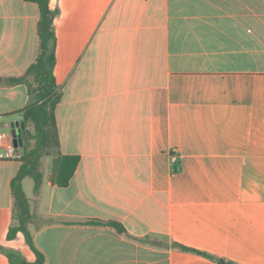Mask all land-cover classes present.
<instances>
[{"label": "crops", "instance_id": "0c3cea01", "mask_svg": "<svg viewBox=\"0 0 264 264\" xmlns=\"http://www.w3.org/2000/svg\"><path fill=\"white\" fill-rule=\"evenodd\" d=\"M50 7L60 147L37 192L22 182L45 264H264V0ZM39 20L37 4L0 0V132L24 124L29 88L9 80L36 62ZM61 155L80 157L67 187ZM19 158L0 161V264L36 261L21 233L8 240Z\"/></svg>", "mask_w": 264, "mask_h": 264}, {"label": "trees", "instance_id": "16d2710c", "mask_svg": "<svg viewBox=\"0 0 264 264\" xmlns=\"http://www.w3.org/2000/svg\"><path fill=\"white\" fill-rule=\"evenodd\" d=\"M35 3L40 10L38 24L39 56L21 78L10 79L12 84L24 83L29 88L31 103L23 113L24 130L22 138L23 154L19 158L21 168L12 180L11 190L14 197L13 225L8 233V240H14L18 234L24 236L26 245L35 253L36 261L29 262L19 252L7 251L10 264H45L44 255L36 248L33 235L29 230L32 222L29 200L23 190L22 182L26 177L34 180L37 192L43 181L41 170L42 159L58 153L60 142L56 124L55 109L61 101V93L54 76L56 35L54 20L58 16L57 9H51V0H24ZM33 143V144H32ZM80 163V157L75 155H61L57 161L53 182L58 187H67ZM86 225H107L114 227L118 232L124 233L125 228L117 223H104L100 221L87 222ZM175 248L186 252H195L206 255L185 246L174 244Z\"/></svg>", "mask_w": 264, "mask_h": 264}, {"label": "built area", "instance_id": "2783aa9c", "mask_svg": "<svg viewBox=\"0 0 264 264\" xmlns=\"http://www.w3.org/2000/svg\"><path fill=\"white\" fill-rule=\"evenodd\" d=\"M11 130L9 132H0V161L13 160L20 156V148L15 147ZM172 158L175 161L177 154H174Z\"/></svg>", "mask_w": 264, "mask_h": 264}, {"label": "water", "instance_id": "95a60500", "mask_svg": "<svg viewBox=\"0 0 264 264\" xmlns=\"http://www.w3.org/2000/svg\"><path fill=\"white\" fill-rule=\"evenodd\" d=\"M25 126L24 124L21 125L19 123H12L11 124V134L14 139V145L17 148H23L24 147V142L22 138V131L24 130ZM223 263V262H222Z\"/></svg>", "mask_w": 264, "mask_h": 264}, {"label": "rangeland", "instance_id": "374dc122", "mask_svg": "<svg viewBox=\"0 0 264 264\" xmlns=\"http://www.w3.org/2000/svg\"><path fill=\"white\" fill-rule=\"evenodd\" d=\"M33 144V143H32ZM31 192H32V190H30L28 193H30L31 194Z\"/></svg>", "mask_w": 264, "mask_h": 264}]
</instances>
